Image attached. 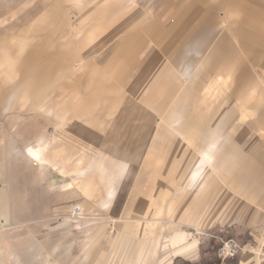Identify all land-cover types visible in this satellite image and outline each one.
Instances as JSON below:
<instances>
[{
  "label": "crops",
  "instance_id": "1",
  "mask_svg": "<svg viewBox=\"0 0 264 264\" xmlns=\"http://www.w3.org/2000/svg\"><path fill=\"white\" fill-rule=\"evenodd\" d=\"M240 171L264 192V0H0V264H47L48 228L70 264H264V244L222 259L234 238L158 232L235 224L213 193ZM144 177L195 211L134 200Z\"/></svg>",
  "mask_w": 264,
  "mask_h": 264
},
{
  "label": "rangeland",
  "instance_id": "2",
  "mask_svg": "<svg viewBox=\"0 0 264 264\" xmlns=\"http://www.w3.org/2000/svg\"><path fill=\"white\" fill-rule=\"evenodd\" d=\"M155 179V180H154ZM153 182L150 180V178L144 177L142 179V187H140V192L134 193L133 199L137 200L139 202H143V205H157L159 204L160 206L163 204H166L167 201L172 202L171 204H176L177 207L176 209L178 210V213L180 214L181 212H188L190 211L191 213L195 211V209H184L182 208V204L185 201V198L182 196V192H171L168 193L165 190L168 188L166 187V179H162L161 182L157 181L159 179L154 178ZM151 181V182H150ZM229 178L223 177L218 180V186L219 188L221 187L220 193H213V196L216 195L218 197L222 198L223 205L226 206L228 202H230V199H233V203L231 206L228 205V208H224L223 212V217L221 218L222 221H231L235 220L236 223L233 225H218L215 227H210V226H203V227H198V225L192 224L193 219L191 220H186V219H175L178 221L180 224L177 223L179 226L177 229L170 230L168 228V224L170 222V219L163 218V220H160L159 225H157L158 232L160 234L164 235L165 240H169L167 243L170 244V247L174 246L172 243V237L178 233L179 231H185L189 235V239L191 238L190 242L194 241L197 239L200 235L201 232H203L204 236L206 234H213V233H221L224 234L226 237H232L239 243L246 246V250H254V249H260L261 244H264V192L262 191V188L259 187L257 184L253 186L244 176L243 174L239 173L238 175V184H239V191L238 193H231L227 192L228 189H230L229 185ZM180 183V182H179ZM179 183H176V185H181ZM176 189H178L177 186H175ZM227 190V191H226ZM167 195V201L163 200V197ZM231 196V197H230ZM152 197V200L149 201ZM175 201V202H174ZM79 207V206H77ZM88 205L85 204V209L88 210ZM145 209V208H143ZM154 209V208H152ZM85 210V215H81L83 217H88L90 213H86ZM142 210V209H141ZM139 211V213L141 212ZM72 211V210H71ZM71 211L67 212L62 211L58 217H65V218H82L80 217H73L71 215ZM212 213L214 210H211ZM209 208L205 209L204 212H211ZM145 212V211H144ZM162 212V210H161ZM235 213L237 212V216L232 217L230 213ZM96 214V211L94 212ZM92 215L91 217L95 218L96 220H92L94 222L102 221L98 220L101 216L100 214ZM141 216V215H140ZM144 218H151L154 219L156 216H142ZM214 220V219H213ZM97 226V224L93 225ZM81 227H87L85 224H82ZM118 227V225H117ZM149 228H154L153 225H149ZM204 229V230H203ZM221 230H223L221 232ZM47 232V240L45 242L46 244V261L47 264H55V260L61 255L63 257V263L64 264H70V256L68 255L67 257V244L71 242L69 234L67 236H64V241L63 244H65L62 247V251L59 256L56 257L55 254V246L59 245V241L55 239V233L52 230H48ZM78 232H81L79 229ZM65 235V234H64ZM44 243V241H43ZM84 242L82 240H78V244L81 247V245ZM260 245V246H259ZM36 250L35 245L32 243L31 244V251ZM43 259L41 258V264L43 263ZM60 260V259H59ZM38 263V262H37Z\"/></svg>",
  "mask_w": 264,
  "mask_h": 264
},
{
  "label": "bare ground",
  "instance_id": "3",
  "mask_svg": "<svg viewBox=\"0 0 264 264\" xmlns=\"http://www.w3.org/2000/svg\"><path fill=\"white\" fill-rule=\"evenodd\" d=\"M30 152L34 156H39L36 151L32 150ZM200 163H201V166L199 165V163H196V165L194 166V169L191 171V176L189 178L190 179V182H189L190 188L198 186L199 183L202 184L204 181V178L206 177V174H209L208 164H206V162H203V161ZM204 164H205V166H204ZM207 178H208V176L206 177V179ZM83 211H84L83 208L79 206V211L77 212L78 216H76V217H80L82 214H84Z\"/></svg>",
  "mask_w": 264,
  "mask_h": 264
},
{
  "label": "built area",
  "instance_id": "4",
  "mask_svg": "<svg viewBox=\"0 0 264 264\" xmlns=\"http://www.w3.org/2000/svg\"><path fill=\"white\" fill-rule=\"evenodd\" d=\"M78 211H79V207L75 206L71 211V215L73 217L78 216L77 215ZM241 250H242V246L237 241L228 240V241H224L221 247L219 248V255L220 258L222 259L236 257Z\"/></svg>",
  "mask_w": 264,
  "mask_h": 264
}]
</instances>
